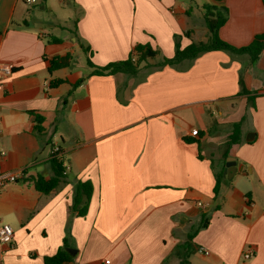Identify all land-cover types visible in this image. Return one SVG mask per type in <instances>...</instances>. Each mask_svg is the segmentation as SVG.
Listing matches in <instances>:
<instances>
[{
	"label": "crops",
	"instance_id": "1",
	"mask_svg": "<svg viewBox=\"0 0 264 264\" xmlns=\"http://www.w3.org/2000/svg\"><path fill=\"white\" fill-rule=\"evenodd\" d=\"M44 1L0 0V63L13 64L10 75L0 73V170L18 174L0 191V220L13 228L0 264H45L67 235L65 264H180L189 235L196 249L189 264H264V49L255 59L205 52L175 66H142L135 77L89 76V66L74 73L71 64L47 71L54 56L72 62L80 45L95 66L127 59L137 44L171 58L173 36L188 45L183 33L191 38L190 22L203 24L212 7L227 10L219 38L245 46L264 32L262 1L66 0L71 46L55 35L60 22L28 14L27 5L46 10ZM207 38L205 27L200 41ZM53 79L64 82L51 86ZM239 79L248 94L239 93ZM236 122L241 141L225 157ZM197 130L195 142L184 140ZM55 147L64 178L44 194L33 179L53 176ZM85 181L87 212L71 217L75 185ZM247 247L251 259L243 258Z\"/></svg>",
	"mask_w": 264,
	"mask_h": 264
},
{
	"label": "trees",
	"instance_id": "2",
	"mask_svg": "<svg viewBox=\"0 0 264 264\" xmlns=\"http://www.w3.org/2000/svg\"><path fill=\"white\" fill-rule=\"evenodd\" d=\"M216 2H222L223 0H214ZM264 6V0H261ZM204 24L208 32V38L206 41H196L194 42L190 38L189 32L183 33V35L189 38L190 43L185 47L181 48L180 46V38L181 35L175 34L174 37V46L175 52L173 57L167 58L163 56L158 49L151 47L149 44H137L133 47L129 56L125 60L115 61L107 63L104 66H95L91 63L89 57H87L86 62L87 65L92 69L89 73V76H107L114 75L116 73H122L128 77H135L140 68L150 67L155 64V68H162L165 66H175L183 60H193L200 54L210 51L223 50L236 55H247L252 59L257 58L264 49V32L260 34H256L252 41L241 47L233 46L219 38L218 30L225 23L227 18V10L225 7H212V9H208L204 15ZM75 37L77 35L75 34ZM79 41V40H77ZM55 42L58 40L55 39ZM83 53L87 54L86 48L80 45ZM88 50V49H87ZM71 64V56L66 54L64 56H54L49 61V66L47 67V71L49 74L54 72L55 70L61 68H67ZM84 81V78L79 79L77 84H81ZM63 79H53L50 81L51 86H58L63 83ZM240 84V92L241 94H248L249 92L246 90L243 80L239 79ZM42 121V118L37 116L36 122L39 125ZM241 123L236 122L233 123L231 127V132L227 136L225 141V157L228 154V149L232 144L240 143L241 141ZM37 129L40 130V127L37 126ZM200 135L199 131H195V133L191 134L184 138L187 142H195L197 137ZM51 165L53 168V176L45 180L42 177H37L33 179L34 187L41 193L48 194L64 178V166L59 158L58 154H53L51 156ZM221 180L222 175H217L215 177V185L213 187V193L218 196L221 189ZM92 194V185L89 181L85 182H77L74 188L71 205L69 207V214L71 217L73 215L83 217L87 212V207ZM69 215V216H70ZM70 220L67 225H69ZM207 225V221L204 223L202 228H205ZM68 234V227H67ZM193 235H189L186 245L184 247V251L181 254L180 264H189L190 255L196 250L194 243H192ZM68 241V235L64 239L63 246L57 251V253L51 257H45V264H65L71 260V256L67 253L66 248Z\"/></svg>",
	"mask_w": 264,
	"mask_h": 264
},
{
	"label": "rangeland",
	"instance_id": "3",
	"mask_svg": "<svg viewBox=\"0 0 264 264\" xmlns=\"http://www.w3.org/2000/svg\"><path fill=\"white\" fill-rule=\"evenodd\" d=\"M44 2H47V9L46 10H37V5H33V6H29L27 5L26 7L28 8V14L31 16H34L36 18H43L45 19L46 23H50L53 24L54 22H60L62 24V26L64 27L63 29H58L55 31V35L57 36H61L64 40H65V45L66 46H71V43L67 40L69 38V36H72V33H70V35L68 34V30L71 28V30L73 29V20L69 23H64L67 22V16L70 13V9L68 7V5L66 4V0H45ZM200 3L203 4L205 3V0H200ZM207 10L205 9L204 12H206ZM194 14L196 15V17H198V14L196 13V11L194 10ZM200 18V17H199ZM195 20V19H194ZM192 21L190 22V28L192 29L194 35L191 37V39L196 42V41H200L203 40L202 36L204 34V23L202 24V22L197 19V21ZM204 20V18H203ZM208 34V32H207ZM86 61V56L82 53V52H77V54L74 56L72 62H71V66L68 69V71L70 72H74V73H85L86 71H88V69H90L88 67V65L86 66L85 64ZM155 64L151 65L148 70L151 68H155ZM148 67V66H147ZM237 105V109L239 108V101L236 102ZM212 111H214V108H211ZM215 112V111H214ZM216 118L218 119V115L215 114ZM65 161H67V155L65 157Z\"/></svg>",
	"mask_w": 264,
	"mask_h": 264
},
{
	"label": "built area",
	"instance_id": "4",
	"mask_svg": "<svg viewBox=\"0 0 264 264\" xmlns=\"http://www.w3.org/2000/svg\"><path fill=\"white\" fill-rule=\"evenodd\" d=\"M25 3L31 4L35 3L36 0H24ZM13 70V64L11 62H1L0 63V73L4 75H10ZM1 124V123H0ZM1 127V125H0ZM195 133V131L192 132V134ZM58 148L55 147L52 151V154H57ZM5 153L2 149L1 144V129H0V161L4 157ZM18 178V174L16 173H3L0 170V191L1 189L10 182H15ZM13 238V228L8 223L2 222L0 220V252L4 247H7L11 244ZM254 255L253 250L251 247H247L245 251L243 252V258L244 259H251ZM104 264H109L108 260H105Z\"/></svg>",
	"mask_w": 264,
	"mask_h": 264
},
{
	"label": "water",
	"instance_id": "5",
	"mask_svg": "<svg viewBox=\"0 0 264 264\" xmlns=\"http://www.w3.org/2000/svg\"><path fill=\"white\" fill-rule=\"evenodd\" d=\"M252 139L251 138H247L246 139V141L247 142H249V141H251ZM234 166H235V161L233 160V158H231V157H228L227 158V161H226V164H225V169H224V171H223V176L224 177H231L230 176V174H231V168H234ZM71 250V249H70Z\"/></svg>",
	"mask_w": 264,
	"mask_h": 264
}]
</instances>
